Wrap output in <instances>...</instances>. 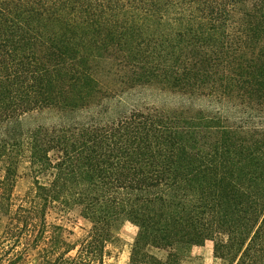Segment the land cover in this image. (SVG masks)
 <instances>
[{"label": "trees", "instance_id": "trees-1", "mask_svg": "<svg viewBox=\"0 0 264 264\" xmlns=\"http://www.w3.org/2000/svg\"><path fill=\"white\" fill-rule=\"evenodd\" d=\"M119 80L179 105L112 112ZM124 221L127 264H264V0H0V264H106Z\"/></svg>", "mask_w": 264, "mask_h": 264}, {"label": "rangeland", "instance_id": "rangeland-1", "mask_svg": "<svg viewBox=\"0 0 264 264\" xmlns=\"http://www.w3.org/2000/svg\"><path fill=\"white\" fill-rule=\"evenodd\" d=\"M103 89L113 90L114 81L111 76H103ZM115 89V88H114ZM113 92V91H112ZM175 94L162 90L159 85L149 84L146 86L130 87L127 84L117 81V97L109 94L106 105L109 106L112 112H123L134 107L152 105L168 111H175L179 105L176 101ZM59 120V113L54 109H45L29 113L22 117L21 125L24 128L35 127L39 124H50ZM22 177L19 178L16 185V192H23L30 178L24 175L25 169L22 168ZM72 220L68 223L70 229L74 231L71 235L73 240H77L88 233L91 228V223L82 217L78 210L71 213ZM52 220V218H51ZM138 228L129 221L121 222L117 225V235L120 237L117 243V249L113 257L106 259V264H127L130 259L132 243L137 235ZM214 243L212 240H207L203 245H192L185 249L179 250L182 254L184 264H219L220 259L214 255ZM156 253L166 258L168 251L165 249L156 250ZM29 264H41L37 260L32 259Z\"/></svg>", "mask_w": 264, "mask_h": 264}]
</instances>
